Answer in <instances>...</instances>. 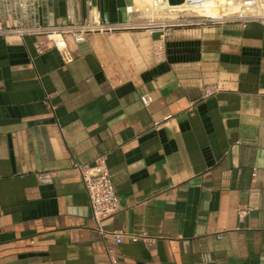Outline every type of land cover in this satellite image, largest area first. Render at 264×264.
Instances as JSON below:
<instances>
[{
  "label": "crops",
  "instance_id": "0c3cea01",
  "mask_svg": "<svg viewBox=\"0 0 264 264\" xmlns=\"http://www.w3.org/2000/svg\"><path fill=\"white\" fill-rule=\"evenodd\" d=\"M32 40L0 32V264H264L263 23L95 32L66 62ZM99 157L120 243L72 168Z\"/></svg>",
  "mask_w": 264,
  "mask_h": 264
},
{
  "label": "built area",
  "instance_id": "2783aa9c",
  "mask_svg": "<svg viewBox=\"0 0 264 264\" xmlns=\"http://www.w3.org/2000/svg\"><path fill=\"white\" fill-rule=\"evenodd\" d=\"M186 3H199L206 7L209 12L202 14L181 15L168 18L166 23L158 18H142L144 23L142 28L154 33L177 26H212L228 22H237L242 27L251 21L263 23L261 15H257V8L264 4V0H184ZM0 6L6 12H19L13 23L0 25V32L3 34H16L21 39L25 36L33 38L32 44L37 53H41L46 48L54 47L60 51L64 62L70 61L73 54L71 44L83 42L94 32H107L119 30L127 25L128 19L124 23H108L100 17V12L96 4L89 5L88 13L82 16L80 0H65L66 15L59 16L56 20H42L43 9L48 10V0H0ZM128 7V6H127ZM126 7V11H127ZM53 13V9L49 11ZM133 13V12H131ZM135 13V12H134ZM47 14V13H46ZM129 15V14H128ZM129 18V16H128ZM141 26V25H140ZM58 35L62 44L53 38ZM152 52L159 55L164 50V39L161 34L152 44ZM216 92L214 87H205L201 97H207ZM143 105L151 102V96L147 93L140 96ZM72 168L79 174L83 187L86 191L91 217L96 222V228L101 233L111 234L116 243H120L124 233L122 231L105 232L101 230L102 219L113 215L117 211V196L114 191L109 169L103 157L95 159L92 163H81L72 161ZM40 182H50V175L47 171L38 174ZM247 209L238 211L240 217H244ZM220 237V234H217ZM135 240V237H132ZM107 264H117V257L110 248L106 249Z\"/></svg>",
  "mask_w": 264,
  "mask_h": 264
},
{
  "label": "bare ground",
  "instance_id": "6f19581e",
  "mask_svg": "<svg viewBox=\"0 0 264 264\" xmlns=\"http://www.w3.org/2000/svg\"><path fill=\"white\" fill-rule=\"evenodd\" d=\"M127 13L139 12L140 17H155L163 23H166L168 18L176 17V15H189V14H202L208 13L206 7H202L199 3H186L182 2L176 5L168 4L167 0H132L131 4L127 5ZM257 15H261L264 24V4H261L256 11ZM138 26L144 23H137ZM60 43L62 40L58 35H53ZM65 44V42H62Z\"/></svg>",
  "mask_w": 264,
  "mask_h": 264
},
{
  "label": "water",
  "instance_id": "95a60500",
  "mask_svg": "<svg viewBox=\"0 0 264 264\" xmlns=\"http://www.w3.org/2000/svg\"><path fill=\"white\" fill-rule=\"evenodd\" d=\"M56 11L58 16H65V0H55ZM54 0H48V8L52 7ZM90 5L96 4V0H87ZM184 0H167L168 4L176 5L182 3ZM82 4L86 3V0H81ZM132 0H103L100 8V17L105 19L108 23H125L128 19V13L126 11L127 5L131 4ZM98 5V4H97Z\"/></svg>",
  "mask_w": 264,
  "mask_h": 264
},
{
  "label": "rangeland",
  "instance_id": "374dc122",
  "mask_svg": "<svg viewBox=\"0 0 264 264\" xmlns=\"http://www.w3.org/2000/svg\"><path fill=\"white\" fill-rule=\"evenodd\" d=\"M86 14L88 13L87 11L85 12ZM140 15L141 14H139V12L137 11V12H133V13H130L128 16H129V18H128V24L127 25H125V27H126V29L127 30H130V31H147L148 29H146V28H142L143 26L141 25V26H138V24L137 23H142L143 21V19L142 18H145V17H140ZM146 17H148V16H146ZM153 18H155V17H153ZM123 29V28H122ZM115 31H117V30H114V31H107V33H113V32H115ZM95 33V32H94Z\"/></svg>",
  "mask_w": 264,
  "mask_h": 264
},
{
  "label": "flooded vegetation",
  "instance_id": "af4514ba",
  "mask_svg": "<svg viewBox=\"0 0 264 264\" xmlns=\"http://www.w3.org/2000/svg\"><path fill=\"white\" fill-rule=\"evenodd\" d=\"M102 2H103V0H96V5H97V7H98V9H99V12H100V8H101V6H102ZM54 6H55V2H54V4H53ZM56 7V6H55Z\"/></svg>",
  "mask_w": 264,
  "mask_h": 264
}]
</instances>
